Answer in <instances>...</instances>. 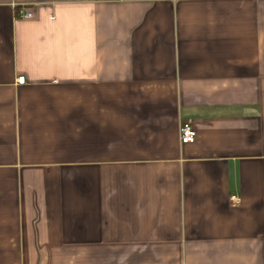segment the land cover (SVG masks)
Returning <instances> with one entry per match:
<instances>
[{"label":"crops","instance_id":"0c3cea01","mask_svg":"<svg viewBox=\"0 0 264 264\" xmlns=\"http://www.w3.org/2000/svg\"><path fill=\"white\" fill-rule=\"evenodd\" d=\"M0 264H264V0H0Z\"/></svg>","mask_w":264,"mask_h":264},{"label":"built area","instance_id":"2783aa9c","mask_svg":"<svg viewBox=\"0 0 264 264\" xmlns=\"http://www.w3.org/2000/svg\"><path fill=\"white\" fill-rule=\"evenodd\" d=\"M21 17H23L24 19L26 18H31L32 17V14L31 13H28V12H25L23 11L21 13ZM18 84L19 85H24L25 84V78L24 77H20L18 79ZM196 132L193 128V125H191V123L189 122H185V123H182L180 125V142L182 145H191V144H194L195 141H196ZM235 198H233V201H234Z\"/></svg>","mask_w":264,"mask_h":264}]
</instances>
